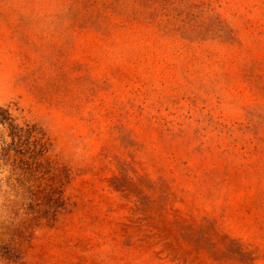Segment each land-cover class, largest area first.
I'll return each mask as SVG.
<instances>
[{"label": "rangeland", "instance_id": "rangeland-1", "mask_svg": "<svg viewBox=\"0 0 264 264\" xmlns=\"http://www.w3.org/2000/svg\"><path fill=\"white\" fill-rule=\"evenodd\" d=\"M0 264H264V0H0Z\"/></svg>", "mask_w": 264, "mask_h": 264}, {"label": "trees", "instance_id": "trees-1", "mask_svg": "<svg viewBox=\"0 0 264 264\" xmlns=\"http://www.w3.org/2000/svg\"><path fill=\"white\" fill-rule=\"evenodd\" d=\"M22 131H23L22 129H21V130H18L19 133H21ZM27 132H28V131H27ZM29 133H30V132H29Z\"/></svg>", "mask_w": 264, "mask_h": 264}]
</instances>
